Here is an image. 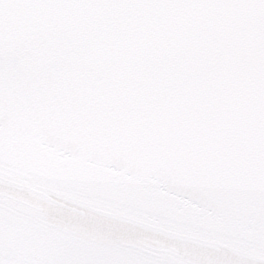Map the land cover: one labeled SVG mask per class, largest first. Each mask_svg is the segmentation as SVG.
I'll return each instance as SVG.
<instances>
[{
	"label": "snow or ice",
	"instance_id": "1",
	"mask_svg": "<svg viewBox=\"0 0 264 264\" xmlns=\"http://www.w3.org/2000/svg\"><path fill=\"white\" fill-rule=\"evenodd\" d=\"M0 264H264V0H0Z\"/></svg>",
	"mask_w": 264,
	"mask_h": 264
}]
</instances>
